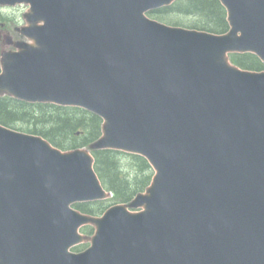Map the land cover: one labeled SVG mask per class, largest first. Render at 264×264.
<instances>
[{
    "label": "water",
    "instance_id": "obj_1",
    "mask_svg": "<svg viewBox=\"0 0 264 264\" xmlns=\"http://www.w3.org/2000/svg\"><path fill=\"white\" fill-rule=\"evenodd\" d=\"M173 1L0 0L30 4L0 95L85 107L104 118L92 148L155 169L143 210L84 214L72 204L110 196L91 153L0 125V264H264V71L228 56L264 61V0H220L223 34L147 15Z\"/></svg>",
    "mask_w": 264,
    "mask_h": 264
},
{
    "label": "trees",
    "instance_id": "obj_2",
    "mask_svg": "<svg viewBox=\"0 0 264 264\" xmlns=\"http://www.w3.org/2000/svg\"><path fill=\"white\" fill-rule=\"evenodd\" d=\"M159 18L175 24H189L217 33L228 29L227 14L219 0H177L169 7L154 12ZM231 59L245 69L263 70L262 62L252 53L231 54ZM0 123L43 135L55 145L69 149L89 146L101 134L102 120L82 108L52 103H28L10 97H0ZM79 132V134H77ZM96 168L114 200L129 202L149 185L153 169L148 161L136 154L112 149L94 150ZM106 202L79 204L84 212H102Z\"/></svg>",
    "mask_w": 264,
    "mask_h": 264
},
{
    "label": "rangeland",
    "instance_id": "obj_3",
    "mask_svg": "<svg viewBox=\"0 0 264 264\" xmlns=\"http://www.w3.org/2000/svg\"><path fill=\"white\" fill-rule=\"evenodd\" d=\"M28 10V4H18L15 6L0 5V21H2V19L7 21L8 25L4 29L9 30L15 39H23V37L18 34L17 28L26 23L25 14ZM5 48L9 49L10 47H4L1 40L0 50Z\"/></svg>",
    "mask_w": 264,
    "mask_h": 264
}]
</instances>
